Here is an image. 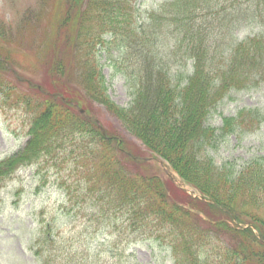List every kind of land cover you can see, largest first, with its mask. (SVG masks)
I'll return each instance as SVG.
<instances>
[{
  "label": "trees",
  "instance_id": "1",
  "mask_svg": "<svg viewBox=\"0 0 264 264\" xmlns=\"http://www.w3.org/2000/svg\"><path fill=\"white\" fill-rule=\"evenodd\" d=\"M64 1L56 32L73 51L71 84L52 76L53 94L29 86L34 94L24 101L35 108L28 106L29 138L0 161V181L21 167L34 166L41 176L52 167L61 172L60 159L69 154L68 179L74 182L57 178L66 198L61 207L87 216L84 223L99 225L112 216L114 224L123 219L143 231L154 223L153 238L170 247L173 264H264V218L256 217L264 197V160L247 162L236 173L230 164L217 166L210 155L221 137L253 130L264 114L241 109L224 117L220 127L207 124L212 110L232 92L264 89V33L241 40L234 35L245 23L264 27V0H167L140 24L136 4L127 9L129 0ZM40 10L50 18L56 15L50 7ZM40 10L28 13L27 21L41 18ZM104 50L107 57L118 52L110 60L132 88L126 107L108 94L98 60ZM53 59V73L64 77L62 63ZM95 104L104 105L204 198L177 188L169 177L148 175L136 160L139 167H126L124 142L109 130L103 133L92 113ZM243 218H251L257 231ZM55 232L52 222L40 224L30 248L40 264L57 259L71 264L66 249L58 253L65 245ZM99 235L102 243L109 240Z\"/></svg>",
  "mask_w": 264,
  "mask_h": 264
},
{
  "label": "rangeland",
  "instance_id": "2",
  "mask_svg": "<svg viewBox=\"0 0 264 264\" xmlns=\"http://www.w3.org/2000/svg\"><path fill=\"white\" fill-rule=\"evenodd\" d=\"M164 1L167 0H129L127 9L131 10L136 4V20L140 24ZM42 6L52 8V14L55 11L56 15L50 18L40 10ZM62 6H65L64 0H0V161L20 151L29 138L32 114L28 106L35 108L34 102L27 105L24 100L26 96H33V86L34 89L40 87L41 90L47 91V94H53L49 92L52 88L56 89L52 87V76L63 84H71L69 82L73 74V51L64 34L58 35L56 32V26L60 22L58 15L61 13L57 11L58 8L62 10ZM39 10L41 18L28 22V13H38ZM69 25L73 26L72 23ZM263 33L264 27L249 22L236 29L234 35L241 40L246 35ZM113 54L118 52L112 50L111 55L107 57L105 50L98 51V60L102 65L111 100L126 107L132 100V88L123 75L115 71L110 60ZM54 55L60 60L59 64L62 63L64 77L53 73ZM125 69L124 67L123 70ZM93 108L94 118L103 133L109 130L124 142L122 150L125 156L122 161L126 167L133 169L141 164L148 175H158L165 181L169 172L180 180L168 164L152 155L104 105L95 104ZM241 109H256L264 114V89L259 87L232 92L229 98L224 99L212 110L207 124L220 127L224 117L234 116ZM210 155L217 166L230 164L227 166L236 173L247 162L264 160V121L251 131L237 130L234 134L224 135L216 142L215 148L211 149ZM134 160L138 161L137 165ZM60 162H64L61 172L52 167L41 176L34 166L21 167L12 177L0 181V264H40L30 247L34 243L40 224L49 222L56 228L53 234L57 237L59 235L57 240L65 245L58 253L64 254L66 249L71 264H173L170 247L153 238L157 229L154 223L147 231H143L127 226L123 219L114 224L113 217L107 216L109 218L104 220L107 222L105 225H102L104 221L99 225H88L83 220L87 219V216H74L65 212L61 205L66 202V198L57 187L56 180L61 176L62 180L74 182L72 177L71 180L68 179L72 158L65 154ZM175 184L177 188L181 187L188 193L193 191L185 184ZM99 217L100 220L103 219V216ZM256 217L264 218V197ZM243 219V223L254 226L251 218ZM150 228L151 239L148 238ZM101 233L107 236V242L97 240L101 238ZM117 233L119 235L114 236ZM48 254H52L53 258L54 253H45L46 256ZM58 263L57 259L49 264Z\"/></svg>",
  "mask_w": 264,
  "mask_h": 264
},
{
  "label": "water",
  "instance_id": "3",
  "mask_svg": "<svg viewBox=\"0 0 264 264\" xmlns=\"http://www.w3.org/2000/svg\"><path fill=\"white\" fill-rule=\"evenodd\" d=\"M83 112V111H82Z\"/></svg>",
  "mask_w": 264,
  "mask_h": 264
}]
</instances>
